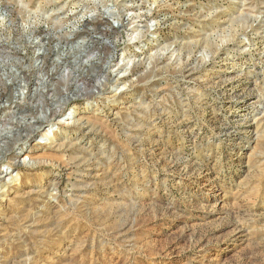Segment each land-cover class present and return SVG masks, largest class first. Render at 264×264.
<instances>
[{
	"label": "rangeland",
	"instance_id": "1",
	"mask_svg": "<svg viewBox=\"0 0 264 264\" xmlns=\"http://www.w3.org/2000/svg\"><path fill=\"white\" fill-rule=\"evenodd\" d=\"M0 264H264V0H0Z\"/></svg>",
	"mask_w": 264,
	"mask_h": 264
},
{
	"label": "bare ground",
	"instance_id": "2",
	"mask_svg": "<svg viewBox=\"0 0 264 264\" xmlns=\"http://www.w3.org/2000/svg\"><path fill=\"white\" fill-rule=\"evenodd\" d=\"M51 132H52L51 129L48 128L47 131L43 132V135H44V136H47V135H49ZM44 136H42V138H44Z\"/></svg>",
	"mask_w": 264,
	"mask_h": 264
}]
</instances>
